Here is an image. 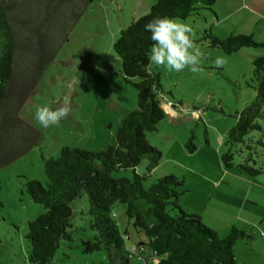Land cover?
Wrapping results in <instances>:
<instances>
[{
	"label": "trees",
	"instance_id": "16d2710c",
	"mask_svg": "<svg viewBox=\"0 0 264 264\" xmlns=\"http://www.w3.org/2000/svg\"><path fill=\"white\" fill-rule=\"evenodd\" d=\"M214 1L156 0L145 15L120 30L112 52L120 61L124 81L136 92V107L120 119L114 143L106 149L60 147L56 158L43 163L44 184L25 180L27 197L44 209L27 222L24 238L28 243V264H48L60 241L73 242L71 202L81 192L87 197L90 232V236L80 238L81 251L102 252L105 263L100 264H130L131 255L111 218L116 204L123 209L128 223L146 238L152 257L155 253L160 264H236L233 247L238 241L250 240L249 231L232 226L227 235L218 238L198 215L183 210L178 204L186 192L183 177L167 174L145 185L161 157L158 149L146 141L145 134L156 131L164 117L161 102L165 92L157 70L149 69L153 41L144 26L158 16L181 21L211 12ZM90 3L91 0H0V168L40 143L38 129L18 113L60 48L61 32ZM21 6L20 37H26L24 42L16 40L17 27L11 21ZM202 34L208 47L219 48L225 55L243 48L264 49V40L257 43L251 35L217 37L209 28ZM250 72L246 85L254 92V99L233 113L235 122L224 137L225 151L220 153V161L224 170L237 168L247 177L256 178L264 177V55L252 59ZM193 140L190 135L184 143L188 153L196 150ZM143 159L147 164L138 175L134 168ZM119 169H131L132 176L112 177ZM135 257L141 259L140 253Z\"/></svg>",
	"mask_w": 264,
	"mask_h": 264
},
{
	"label": "rangeland",
	"instance_id": "374dc122",
	"mask_svg": "<svg viewBox=\"0 0 264 264\" xmlns=\"http://www.w3.org/2000/svg\"><path fill=\"white\" fill-rule=\"evenodd\" d=\"M102 11L90 3L82 15L61 32L63 42L60 48L18 113L20 118L38 129L41 140L23 157L0 168V264H28V243L24 238L27 222L44 212L42 206L27 197L23 187L25 180H37L44 184L43 163L56 158L60 147L89 151L106 149L114 143L113 134L120 119L136 107V92L124 81L120 61L112 52V44L119 33L117 27L126 28L128 23H112L113 16ZM21 14L22 6L11 19L17 27L18 42L26 39L20 37V34L23 35L20 32ZM201 15L174 20L192 27L194 41L205 55L201 64L204 72L193 73L189 68L170 72L150 61L149 69L157 70L165 92L162 102L171 105L175 115L164 112L156 131L145 134L146 141L155 146L161 155L145 185L167 174L183 177L186 192L178 204L179 201L183 203L186 195L189 200L183 206L192 210L181 208L189 214H192L190 211H203L209 214L204 215L205 221L216 225L219 224L213 222L216 216L219 220L228 221L232 215L246 216L247 210L253 215L264 210V193L257 196L258 202L254 205L246 202L240 212V202L244 200L242 184L223 186L224 190L213 199H210L212 192L208 185L218 178V164L222 167L220 153L225 151L223 140L226 132L235 122L233 113L254 99V92L246 84L251 78L252 59L264 55L261 54L264 49L243 48L225 55L219 48L208 47L207 42L201 39L202 30L208 28ZM217 57L224 60L223 66H215ZM65 98L71 103V112L59 126L44 128L37 122V107L55 109ZM161 107L165 109L163 104ZM190 135H193L196 146L192 153L184 147ZM146 164L147 160L143 159L134 172L141 175ZM131 176V169H119L112 173L114 178ZM86 198V193L81 192L71 202L69 220L75 229L72 231L73 242L60 241L48 264L105 263L102 252L87 254L81 251L80 238L90 236ZM112 212L111 218L131 255L130 264H146L144 256L151 254L146 238L128 223L119 204L112 207ZM209 216L211 221L206 218ZM244 230L250 231V228ZM140 248L143 250L138 251ZM139 253L141 259H136L135 255ZM147 260L149 264H154L152 258Z\"/></svg>",
	"mask_w": 264,
	"mask_h": 264
},
{
	"label": "crops",
	"instance_id": "0c3cea01",
	"mask_svg": "<svg viewBox=\"0 0 264 264\" xmlns=\"http://www.w3.org/2000/svg\"><path fill=\"white\" fill-rule=\"evenodd\" d=\"M154 1L156 0H91V4L101 8L104 14L112 15L113 18L110 20L112 23L121 21L129 24L131 20L145 15ZM201 16L203 23L207 24L208 28L217 37L241 34L251 35V38L257 43L264 40V0H215L211 6V12L204 11ZM123 28L122 26L117 27V31L120 32ZM261 54H264V52L261 51ZM161 104L165 106V109L162 107L164 112L175 115L171 105L163 102ZM218 167V178L214 179V183L208 184L209 190L212 192L210 193V199L220 194L219 192L224 190L223 186L228 187L237 183L242 184L241 191L244 192V200L240 202V212H242L246 202L253 203L252 205L258 202L257 196L264 193V178H250L235 168L234 170H224L219 164ZM188 200L185 195L182 200L183 203L179 201L182 208H187L186 211L192 210L186 205L183 206L184 202L187 204L186 201ZM190 212L198 215L203 225L214 230L218 238L227 235L229 228L232 226L236 229L250 228L251 239L238 241L233 247L235 262L236 264H264V235L261 234L264 232V210L258 215H253L247 210L246 216L232 215V218L228 221L219 220V217L216 216L213 218L214 223H219L216 225L205 221L204 215L209 214L203 213V211ZM252 216H254L253 219ZM206 218L211 221L210 216ZM141 250L143 249H138V251ZM149 257L153 259L152 254L144 256L146 264H149L147 260Z\"/></svg>",
	"mask_w": 264,
	"mask_h": 264
},
{
	"label": "clouds",
	"instance_id": "9594fccd",
	"mask_svg": "<svg viewBox=\"0 0 264 264\" xmlns=\"http://www.w3.org/2000/svg\"><path fill=\"white\" fill-rule=\"evenodd\" d=\"M144 30L151 33L153 46L150 50L149 59L156 66H163L168 71L181 72L189 68L193 73H202L201 66L205 59L204 53L194 41L192 27L187 23H178L168 17H155L149 21ZM224 60L217 57L215 66H223ZM71 112V103L65 98L55 109L49 106H40L35 110V119L44 128L59 126ZM255 226V225H254ZM264 235V232L261 233ZM154 264H160L154 253Z\"/></svg>",
	"mask_w": 264,
	"mask_h": 264
}]
</instances>
